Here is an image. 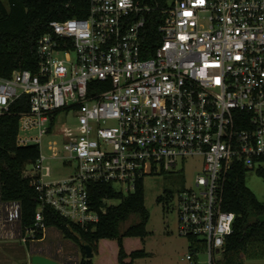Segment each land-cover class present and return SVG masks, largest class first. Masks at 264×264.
I'll return each mask as SVG.
<instances>
[{"label":"built area","instance_id":"2783aa9c","mask_svg":"<svg viewBox=\"0 0 264 264\" xmlns=\"http://www.w3.org/2000/svg\"><path fill=\"white\" fill-rule=\"evenodd\" d=\"M150 10L139 0H90L87 16L50 22L36 71L0 77V115L26 96L16 143L40 149L27 170L39 199L34 225H23L20 202L0 192V242L24 244L28 255L51 228L47 205L87 227L100 219L92 182L127 194L201 155L202 170L176 194L178 232L191 264L201 253L216 264L236 219L223 209V180L237 161L264 166V0H170L162 40L146 56ZM50 159L76 165L55 178Z\"/></svg>","mask_w":264,"mask_h":264},{"label":"trees","instance_id":"16d2710c","mask_svg":"<svg viewBox=\"0 0 264 264\" xmlns=\"http://www.w3.org/2000/svg\"><path fill=\"white\" fill-rule=\"evenodd\" d=\"M139 1L151 8L146 13L142 34L147 56L154 53L162 40L159 30L164 17L162 8L170 0ZM89 7L90 0H0V77H9L17 69L36 71L38 40L50 31V22L87 16ZM27 108L26 96H23L14 103V112L0 115V192L3 200L20 202L21 221L30 227L34 225L39 199L27 166L36 161L40 149L35 144L19 146L16 143L17 112ZM249 169L237 161L223 180V209L234 212L236 219L234 231L227 235L222 256L216 264H245L248 258L264 257V202L247 184ZM256 170L264 176V166L260 165ZM172 194L170 190L168 196ZM90 196L100 212V219L87 227L71 221L52 206L47 205L44 209L46 224L80 246L82 258L78 264H96L93 257H87L86 245L98 254L103 239L116 241L117 264L132 263L136 258L146 256L148 252L143 248L128 250L125 245L126 238L145 240L148 235L150 212L145 204L144 179H140L136 189L127 194L117 190L112 183L92 182ZM164 198L165 195H159L157 199ZM113 199L120 201L108 205V200Z\"/></svg>","mask_w":264,"mask_h":264},{"label":"rangeland","instance_id":"374dc122","mask_svg":"<svg viewBox=\"0 0 264 264\" xmlns=\"http://www.w3.org/2000/svg\"><path fill=\"white\" fill-rule=\"evenodd\" d=\"M3 1L7 2V0ZM76 120L74 113L67 114L66 124H74ZM48 163L55 178L68 176L76 165L75 162L64 164L60 159H50ZM202 165L203 156H189L178 172L152 174L144 178L145 204L150 212V219L147 224L148 235L145 240L128 238L126 239V246L127 249L129 248L128 250L143 248L148 254L126 264H190V261L186 259L189 241L178 232L176 194L182 187L192 185L195 175L202 170ZM27 170L32 172V166H27ZM247 184L264 202V176L260 175L255 167H251L247 173ZM170 190L173 193L172 196H168ZM159 195H165V198L159 201L157 199ZM119 201V199L108 200V205L118 204ZM44 243L53 252L59 251L61 253V259L58 257L62 261L60 264L67 262L76 264L82 258L80 246L66 239L55 228L48 231ZM27 248L28 246L21 243L3 245L0 248V264H26ZM117 256L118 246L115 247L108 243L100 249V254H93V259L96 264H117ZM221 256L222 252L216 253V257ZM196 264H206V253L200 254ZM245 264H264V257L248 258L245 260Z\"/></svg>","mask_w":264,"mask_h":264},{"label":"crops","instance_id":"0c3cea01","mask_svg":"<svg viewBox=\"0 0 264 264\" xmlns=\"http://www.w3.org/2000/svg\"><path fill=\"white\" fill-rule=\"evenodd\" d=\"M52 228V227H51ZM50 228V229H51ZM58 230V229H57ZM59 231V230H58ZM126 239H128V238H126ZM126 239H125V245H126ZM44 241L45 240H42V241H38V242H32L30 245H29V248H33V250L34 251H36V250H38L39 252H42L43 254H45V255H47V256H51V257H53V258H57L58 259V257L60 258V254L61 253H59V251H55V252H53L50 248H49V246L46 244V243H44ZM11 243H15V242H10V241H1L0 242V248L4 245H9V244H11ZM108 243H111V244H113V246H115L116 247V245H117V243H116V241H114V240H107V239H103V240H101V242H100V245H99V254H100V249L103 247V245L104 244H108ZM127 247V246H126ZM189 247H190V244H189ZM129 249V248H128ZM131 249V248H130ZM29 256L27 257V263L26 264H29ZM61 259V258H60ZM60 262H62L61 260H60ZM66 264H70V262H67ZM191 264V263H190Z\"/></svg>","mask_w":264,"mask_h":264},{"label":"water","instance_id":"95a60500","mask_svg":"<svg viewBox=\"0 0 264 264\" xmlns=\"http://www.w3.org/2000/svg\"><path fill=\"white\" fill-rule=\"evenodd\" d=\"M87 257H93V251L89 245H86ZM30 264H60V262L50 256L41 254L39 252L29 250L28 252Z\"/></svg>","mask_w":264,"mask_h":264},{"label":"flooded vegetation","instance_id":"af4514ba","mask_svg":"<svg viewBox=\"0 0 264 264\" xmlns=\"http://www.w3.org/2000/svg\"><path fill=\"white\" fill-rule=\"evenodd\" d=\"M25 256H26V254H25ZM26 258V257H25Z\"/></svg>","mask_w":264,"mask_h":264}]
</instances>
